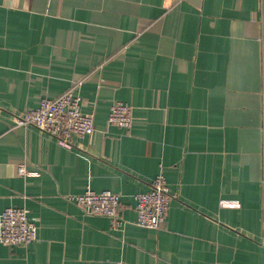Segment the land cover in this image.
<instances>
[{
    "label": "crops",
    "instance_id": "crops-1",
    "mask_svg": "<svg viewBox=\"0 0 264 264\" xmlns=\"http://www.w3.org/2000/svg\"><path fill=\"white\" fill-rule=\"evenodd\" d=\"M69 92L91 137L15 126ZM161 174L175 198L141 228ZM88 190L121 197L122 229L68 200ZM11 207L38 240L0 264H264V0H0V222Z\"/></svg>",
    "mask_w": 264,
    "mask_h": 264
},
{
    "label": "built area",
    "instance_id": "built-area-1",
    "mask_svg": "<svg viewBox=\"0 0 264 264\" xmlns=\"http://www.w3.org/2000/svg\"><path fill=\"white\" fill-rule=\"evenodd\" d=\"M82 99L69 92L58 99H47L39 107L26 115L14 117L16 127H33L55 138L65 148L71 149L75 140L91 137L95 133L94 116L82 111ZM134 124V108L128 104L115 103L108 117L109 127L129 131ZM19 174H28L25 165ZM166 177L161 174L153 182L150 191L135 197L137 225L157 231L166 221L170 203ZM90 215L110 219L114 229H122L126 222L121 216V197L110 191L101 193L88 190L82 195L68 199ZM224 208H237V202H222ZM38 240V227L29 218L27 210L11 207L6 209L0 222V244L6 247H28Z\"/></svg>",
    "mask_w": 264,
    "mask_h": 264
}]
</instances>
